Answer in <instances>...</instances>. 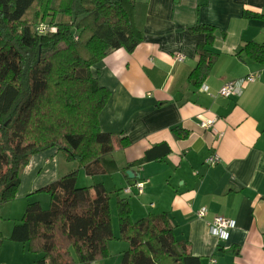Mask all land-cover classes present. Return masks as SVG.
<instances>
[{"label":"crops","instance_id":"crops-1","mask_svg":"<svg viewBox=\"0 0 264 264\" xmlns=\"http://www.w3.org/2000/svg\"><path fill=\"white\" fill-rule=\"evenodd\" d=\"M142 1L146 10L141 42L131 52L112 51L90 68L110 92L98 121L102 131L113 134L115 144L111 155L101 160L104 174L85 173L109 192L114 237L106 245L108 256L88 264H120L128 247L118 237L117 197L127 198L132 220L168 213L173 234L188 241L189 252L200 257L201 264H264V64L235 54L248 41L264 43V20L243 16V10L264 14V0ZM198 23L216 28L206 48L217 56L205 79L195 85L189 75L206 34L191 33L187 27ZM250 73L257 78L240 95L217 93L224 82ZM204 117L215 119L211 128L200 127ZM175 126L186 129L188 136L175 138L170 131ZM124 137L130 143L117 146V139ZM157 144V158L128 165ZM166 146L167 155L158 157ZM213 155L216 160L210 163ZM64 158L53 147L30 157L16 188L25 206L38 200L48 207L49 199L32 194L71 171L72 163L63 165ZM126 170L145 179L141 193L124 191ZM200 207L207 209L204 217L197 216ZM216 215L234 221L224 240L208 229ZM12 226L0 225L5 235L0 264H32L42 253L9 240ZM71 252L74 264H81Z\"/></svg>","mask_w":264,"mask_h":264},{"label":"trees","instance_id":"trees-1","mask_svg":"<svg viewBox=\"0 0 264 264\" xmlns=\"http://www.w3.org/2000/svg\"><path fill=\"white\" fill-rule=\"evenodd\" d=\"M145 10L142 0H0V206L15 198L30 157L51 147L89 176L105 173L101 160L111 155L115 137L101 130L98 117L110 92L90 68L116 49L134 50L142 40ZM243 11L247 19L264 20V14ZM187 29L206 34L189 75L199 85L217 56L206 48L216 28L198 23ZM235 54L264 64V43L248 41ZM170 131L178 139L188 136L178 126ZM117 143L130 142L124 137ZM159 146L128 165L157 158ZM166 147L158 157L167 155ZM78 168L34 191L49 195L48 208L28 202L13 223L8 239L42 253L32 264L73 263L70 248L82 264L109 254L106 245L114 238L109 192L100 182L77 186ZM115 211L118 237L128 244L120 264H201L188 241L173 234L168 213L132 220L124 197H117ZM3 240L0 231V246Z\"/></svg>","mask_w":264,"mask_h":264},{"label":"built area","instance_id":"built-area-1","mask_svg":"<svg viewBox=\"0 0 264 264\" xmlns=\"http://www.w3.org/2000/svg\"><path fill=\"white\" fill-rule=\"evenodd\" d=\"M38 30L39 32H44L46 30V26L43 24H40L38 26ZM175 58L178 61H182L183 60V55L182 54H176ZM257 78V73H250L247 75H244L242 77L236 78V79H232V80H228L226 82H224L219 89H217V93L220 96L223 97H231V96H238L241 94L244 86L248 83H252L256 80ZM215 119L214 118H202L199 121V125L200 127L205 129H209L213 126ZM216 160V156L213 155L211 157L208 158V161L210 163L214 162ZM145 183V179L141 178L138 176V179L135 183H133V185H127L124 188L125 192H132L133 190H136V193H141L143 190V186ZM207 213V209L206 207H200L197 211V216L198 217H204L205 214ZM234 221L230 218L224 217L222 215H216L214 216L213 219H211L210 222H208V229L210 231V233H212L213 235H215L218 240H224L227 238L228 235V230L233 226ZM214 261V260H213Z\"/></svg>","mask_w":264,"mask_h":264},{"label":"rangeland","instance_id":"rangeland-1","mask_svg":"<svg viewBox=\"0 0 264 264\" xmlns=\"http://www.w3.org/2000/svg\"><path fill=\"white\" fill-rule=\"evenodd\" d=\"M40 24H42V23H40ZM62 161V163L64 162V161H66V159L64 158V160H61ZM72 163L71 164V167H69V168H71L70 170H77V168H78V165H77V163L75 164V162H72V161H66V163ZM63 165H65L64 163H63ZM73 165V166H72ZM75 165V166H74ZM23 170V169H22ZM22 170H21V172H22ZM78 171H79V168H78ZM80 173H82V174H80V176L78 175V179L76 180V182H77V186H81V184H82V186L84 185V186H88V185H90V184H93V180L91 179V178H89V176H87L86 174H85V172L82 170V172H80ZM21 174V173H20ZM83 175V176H82ZM23 181H24V183H25V178L23 179ZM20 190H19V192H18V190L16 191V195H15V198L9 203H5L4 205L2 204V207H1V209H0V225H1V228L3 229V227H8V226H10V225H13V222L15 221V220H19V219H21V217H22V214H23V212H24V207H25V203L27 202V201H25V200H23L24 198H23V196H21L20 194ZM35 194H39V195H41V196H43V197H45V199H49V195L47 194V193H45V192H35V193H33L32 195H35ZM32 195H30V196H32ZM30 196H27V197H30ZM50 200V199H49ZM20 201H21V203H20ZM29 201H34V200H29ZM38 201V200H37ZM25 202V203H24ZM40 202V201H39ZM23 203H24V205H23ZM49 203H50V201H49ZM19 204V205H18ZM41 204V203H40ZM23 206V207H22ZM49 206V205H48ZM44 208V207H43ZM46 208H48V207H46ZM19 218V219H18ZM118 221V220H117ZM1 232H2V230H1ZM3 234V233H2ZM4 235V234H3ZM5 236V235H4ZM70 250H71V248H70ZM71 252V251H70ZM73 255V254H72ZM77 260V259H76ZM78 261V260H77ZM79 262V261H78ZM75 263V259H74V262L73 263H70V264H74ZM81 263V262H80ZM82 264V263H81Z\"/></svg>","mask_w":264,"mask_h":264},{"label":"water","instance_id":"water-1","mask_svg":"<svg viewBox=\"0 0 264 264\" xmlns=\"http://www.w3.org/2000/svg\"><path fill=\"white\" fill-rule=\"evenodd\" d=\"M125 172L129 178L128 185H133V183H135L138 179V176H137L138 173L131 171V170H126Z\"/></svg>","mask_w":264,"mask_h":264}]
</instances>
